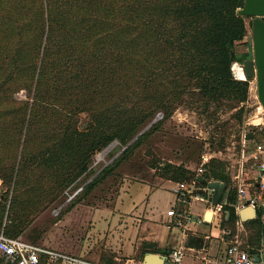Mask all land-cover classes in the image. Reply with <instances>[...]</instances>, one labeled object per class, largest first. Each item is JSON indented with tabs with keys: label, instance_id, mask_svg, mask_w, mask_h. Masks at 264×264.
Instances as JSON below:
<instances>
[{
	"label": "trees",
	"instance_id": "obj_1",
	"mask_svg": "<svg viewBox=\"0 0 264 264\" xmlns=\"http://www.w3.org/2000/svg\"><path fill=\"white\" fill-rule=\"evenodd\" d=\"M243 2L0 0V231L20 236L31 215L117 141L122 152L83 186L79 200L179 106L211 124L226 111L241 122L251 78H235L232 65L242 63L238 47L247 37L249 17L237 14ZM157 114L162 118L140 133ZM247 137L251 145L262 144L253 131ZM151 166L173 182L196 175L182 163L154 160ZM197 179L229 187L226 202L223 192L219 199L220 226L233 238L239 217L227 163L211 157ZM242 224L250 232L242 248L252 256L264 241L261 211ZM149 252L169 254L142 243L139 260ZM115 256L98 260L115 264Z\"/></svg>",
	"mask_w": 264,
	"mask_h": 264
},
{
	"label": "rangeland",
	"instance_id": "obj_2",
	"mask_svg": "<svg viewBox=\"0 0 264 264\" xmlns=\"http://www.w3.org/2000/svg\"><path fill=\"white\" fill-rule=\"evenodd\" d=\"M249 21L250 18L245 19L246 42L238 47V58L242 61L253 58ZM232 71L235 77L244 79L242 63H234ZM15 97L24 98V91H19ZM263 111L256 96L255 78L249 82L248 98L243 108L241 122H237L232 117V111H226L220 116L219 121L211 124L198 111L186 106L177 107L171 117L154 127L147 139L128 157L122 159L112 173L103 178L86 195L76 200L81 194L83 186L89 183L105 166L111 164L120 155L123 147H120L117 141H113L95 153L92 156L89 169L75 183L67 187L57 199L45 202L38 212L31 215V224L20 236L28 241L75 253L89 259L103 254L108 257L113 252L109 247L112 246V240L107 234H114L112 230L106 233L103 231L97 233L94 224H97L96 227L103 226L102 222L97 221L98 213L101 214L102 210L93 214L91 211L97 208L112 209L120 194V188H123L126 183L151 182L153 186H158L167 180L159 176L156 168H152L151 163L154 160L182 163L194 172L200 165L203 155L218 157L229 165L233 159L239 158L240 135L246 128V123H250L248 127L253 131V135L263 142ZM84 117L85 115L82 114L81 119ZM161 118L162 115L157 114L141 127L140 133L148 131L151 125ZM218 124L220 126L215 130V126ZM212 133L213 136L210 137ZM111 152L112 155H110ZM4 191L0 180V194H4ZM74 200L78 202L65 212L68 205ZM116 212L117 210L114 211V213ZM120 218L122 217L120 216ZM101 221L103 220L101 219ZM228 228L233 231L231 227ZM236 233L242 242H247L250 232L236 230ZM138 255L139 250L133 255V259L135 262L137 261V264H141ZM190 260L192 258L186 255L183 258V264L189 263ZM195 262L199 263V261ZM115 264H123V261L116 260Z\"/></svg>",
	"mask_w": 264,
	"mask_h": 264
},
{
	"label": "built area",
	"instance_id": "obj_3",
	"mask_svg": "<svg viewBox=\"0 0 264 264\" xmlns=\"http://www.w3.org/2000/svg\"><path fill=\"white\" fill-rule=\"evenodd\" d=\"M240 79L238 77H235ZM245 79V78H244ZM246 123V128L240 135V155L237 160V169L234 173L233 187L236 192V213L242 207L250 205L258 213L261 211L264 220V147L253 143L250 147V140L247 137L251 129ZM210 156L203 155L200 165L196 169L195 178L190 181L174 182L172 191L175 196V204L166 211L168 217L167 226L183 229L185 234L189 230L188 226L192 223H201L202 219L195 220L188 209L193 202L208 203L215 208L216 213H221V205L212 203V193L214 188L207 184L200 183L197 177L204 173V164L210 159ZM252 162L256 165L262 174L258 181L254 182L251 177L247 164ZM252 181V182H251ZM252 188V189H251ZM239 226V227H238ZM237 227L241 230V221L237 222ZM224 248L217 254L208 255L205 248H189L185 243H181L173 248L168 256L165 257V264H179L187 251H192L194 256L200 259L202 264H264V241H261L256 253L259 257L255 260L242 247L246 242H242L236 233L233 238H226L229 230H222ZM208 238V236H205ZM0 264H106L98 259H89L75 253H70L58 248H52L46 245L32 243L22 236L8 237L3 230L0 231Z\"/></svg>",
	"mask_w": 264,
	"mask_h": 264
},
{
	"label": "crops",
	"instance_id": "obj_4",
	"mask_svg": "<svg viewBox=\"0 0 264 264\" xmlns=\"http://www.w3.org/2000/svg\"><path fill=\"white\" fill-rule=\"evenodd\" d=\"M261 145L264 147V139ZM262 159L264 160V155ZM237 160L238 158L233 159L227 165L231 186L233 185L232 177L238 167ZM246 166L251 177H253V181H258L262 171L256 165H252L251 161ZM173 184L174 182L171 180H164L158 186H153L151 182L126 183L123 188H120V194L117 196L112 209L97 208L91 211V214H93L102 210L101 214L98 213L99 218H97V221L102 222L103 226L96 227L97 224H94V229L96 228L97 233L99 231L106 233L112 230L114 234L108 233L107 235L112 240V246L109 247L116 255L114 257L115 261H123V264H137V261L135 262L133 259V255L140 250L142 243H151L158 249L170 252L181 243H185L187 246L189 235H198L203 238L202 246L208 255L217 254L224 248L225 244L221 241L223 238V229L220 226L221 213H216L214 211L215 208L208 203L193 202L188 206L193 218L195 220L202 219L203 222L190 224L186 234L183 229L167 226L168 217L166 216V211L175 204V196L172 191ZM228 191L229 187L225 188L224 186L222 203L226 202ZM218 205L221 204L218 203ZM116 210L117 212L114 213ZM120 212L122 213L120 214ZM241 226V230L247 232L242 222ZM238 227L237 230L239 229ZM205 236H208V238H205ZM207 244H209L208 248H206ZM186 255L192 258L187 264H196L195 261H199L198 264H202L192 251H187ZM98 258L95 257L94 259ZM183 258L179 264H183Z\"/></svg>",
	"mask_w": 264,
	"mask_h": 264
},
{
	"label": "water",
	"instance_id": "obj_5",
	"mask_svg": "<svg viewBox=\"0 0 264 264\" xmlns=\"http://www.w3.org/2000/svg\"><path fill=\"white\" fill-rule=\"evenodd\" d=\"M237 14L250 18L251 43L253 49V58L242 61V70L244 78H255L256 96L261 108L264 110V0H244ZM214 188L212 193V203L218 204L220 196L224 190V183L218 180L202 182ZM3 194H0V199ZM228 215V213H227ZM239 220L245 222L254 219L257 211L254 207L246 205L237 212ZM187 247L200 249L203 244V238L198 235H189L187 238ZM255 260L259 257L253 255ZM141 264H165V256L159 253L144 254Z\"/></svg>",
	"mask_w": 264,
	"mask_h": 264
}]
</instances>
